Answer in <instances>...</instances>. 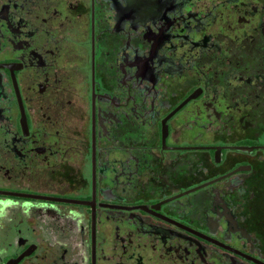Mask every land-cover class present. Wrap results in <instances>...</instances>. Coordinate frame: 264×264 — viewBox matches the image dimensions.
<instances>
[{"label":"flooded vegetation","instance_id":"flooded-vegetation-1","mask_svg":"<svg viewBox=\"0 0 264 264\" xmlns=\"http://www.w3.org/2000/svg\"><path fill=\"white\" fill-rule=\"evenodd\" d=\"M0 264H264V0H0Z\"/></svg>","mask_w":264,"mask_h":264}]
</instances>
